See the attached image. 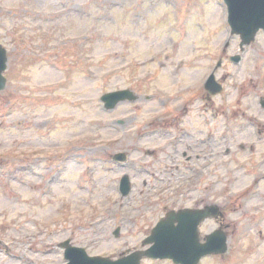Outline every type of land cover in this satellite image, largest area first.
<instances>
[{"label":"rangeland","instance_id":"374dc122","mask_svg":"<svg viewBox=\"0 0 264 264\" xmlns=\"http://www.w3.org/2000/svg\"><path fill=\"white\" fill-rule=\"evenodd\" d=\"M0 42V264H64L67 239L92 255L139 247L196 167L218 190L238 181L222 196L240 195L250 216L231 218L254 219L263 238L238 242L233 264H264L263 30L241 51L223 0H0ZM211 73L223 89L208 96ZM124 89L139 99L105 109L101 97ZM145 187L155 214L142 220Z\"/></svg>","mask_w":264,"mask_h":264},{"label":"flooded vegetation","instance_id":"af4514ba","mask_svg":"<svg viewBox=\"0 0 264 264\" xmlns=\"http://www.w3.org/2000/svg\"><path fill=\"white\" fill-rule=\"evenodd\" d=\"M207 146L208 148L205 152V156L209 159L214 151L213 145L208 140V137ZM184 156H187L188 159L191 157L188 156L186 152H184ZM196 158L200 159L199 156ZM210 174L211 177H209L208 170H199L198 167L194 170L183 171L178 178L175 200L173 202L160 200L161 212L158 220L167 217L168 212L175 211L173 220L177 229L179 251H182V253H189V255L185 256L195 257L198 254V250L196 249H198L199 244L209 242V237L216 232L218 233V238H226L227 251L225 253L203 255L197 263H194V261L191 260L189 264H215L216 260L219 259L223 260L225 264H231V261L233 262L234 258H239L242 255L240 249L236 247L235 242L246 239L247 237L250 238L257 233L259 237L262 238L263 236V231L259 227L260 224L254 219H250L249 222L243 224L241 218H231L233 212H236L240 217L250 216L249 210H247L246 206H244L238 199L240 195H238L237 198L222 196L225 191L230 190V187L228 186L229 182L236 184L238 181L236 179L224 180V187L218 190L215 184V179L212 178L214 172L210 171ZM260 178H264V176ZM254 184L255 182L247 186V188L245 187L244 191L240 194L245 195L250 193L253 190L252 186ZM152 190V187H145L141 189L139 193L140 195H143V199H148V201L146 204H139L136 208H133V210L138 211L145 210V213L138 219L142 218V220H144L155 214V203L152 202L150 196ZM124 197L133 201V203L126 205L135 206L136 195L131 197L130 195H127ZM231 206L234 210H231ZM215 207H218V209L215 210ZM259 219H261V217H259ZM126 220H129V216H126ZM117 227L120 230V235L122 227ZM256 229H258V231ZM145 238L142 239V243ZM146 248H148V246L144 243L139 247H128L125 250H122L120 255L115 257H120L136 250H143ZM148 260L158 263L178 264L171 259L149 258Z\"/></svg>","mask_w":264,"mask_h":264},{"label":"water","instance_id":"95a60500","mask_svg":"<svg viewBox=\"0 0 264 264\" xmlns=\"http://www.w3.org/2000/svg\"><path fill=\"white\" fill-rule=\"evenodd\" d=\"M225 2L228 6V22L231 26L232 34L240 35L242 39L241 46L251 43L255 39L257 32L261 28L264 29V0H225ZM233 59L238 61L240 57L236 56ZM7 60L6 49L0 45V90L6 86L7 80L3 72L7 68ZM208 88L212 93H216L222 87L216 86L214 78L211 77L208 80ZM101 99L105 102L107 109H112L122 101L136 99V96L131 90H119L106 93ZM125 158L126 155L124 153L115 155L117 160H124ZM121 186L123 194H127L130 190V179L128 176L123 177ZM147 241L154 242V245L145 252L148 257L172 258L175 262L188 260V258L181 257L182 255L177 253L175 230L171 227L169 229L168 224L163 221L154 228L152 236ZM218 243L220 244L217 240H213L210 243V249L205 251H224L225 245L223 246V244L220 248H216ZM61 246L66 249L65 255L69 260L67 264H139L142 257V254L137 252L119 260H112L99 256L90 257L84 248L71 246L69 241L63 242Z\"/></svg>","mask_w":264,"mask_h":264},{"label":"bare ground","instance_id":"6f19581e","mask_svg":"<svg viewBox=\"0 0 264 264\" xmlns=\"http://www.w3.org/2000/svg\"><path fill=\"white\" fill-rule=\"evenodd\" d=\"M13 264H16L14 261L12 262Z\"/></svg>","mask_w":264,"mask_h":264}]
</instances>
